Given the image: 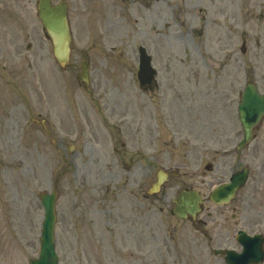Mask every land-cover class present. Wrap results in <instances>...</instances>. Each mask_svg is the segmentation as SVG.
I'll use <instances>...</instances> for the list:
<instances>
[{
	"label": "rangeland",
	"instance_id": "1",
	"mask_svg": "<svg viewBox=\"0 0 264 264\" xmlns=\"http://www.w3.org/2000/svg\"><path fill=\"white\" fill-rule=\"evenodd\" d=\"M68 1L72 56L63 67L44 35L37 0L31 10L19 7L17 0H0V264H29L38 255L44 217L39 194L52 188L59 196L56 241L61 264H218L213 249L234 245L239 226L264 232V198L249 199L248 187L226 206L206 202L209 210L200 216L206 224L195 226L169 213L182 189L208 192L249 164L258 149L264 150L261 130L239 154L235 149L242 138L240 94L257 70L264 72L256 67L264 43V0H185L190 10L186 23L172 9L182 0H156L151 9L132 0H104L112 6L107 16L97 0ZM15 16L24 17L17 30L13 22L6 26ZM165 25L170 29L162 34ZM7 31L18 39L5 37ZM26 32L40 41V54L27 49L35 41L24 39ZM140 45L146 46L159 72L160 88L147 92L137 78ZM83 59L90 61L87 88L77 81ZM172 83L179 100L207 105L201 107L204 125L179 130L178 146L160 153L172 161L145 169L147 199L139 201L133 186L143 177L142 168L113 166L97 157L101 145L106 154L112 148L102 118L111 105L127 113L132 127L121 126L122 137L138 150L141 102L174 96ZM37 116L47 120L52 135L40 129ZM95 128L100 129V142L92 133ZM209 161L215 168L205 174ZM159 169L169 176L151 195ZM105 192L114 203L100 207L96 202ZM139 212L145 213L144 235L135 226ZM209 235L214 237L210 244Z\"/></svg>",
	"mask_w": 264,
	"mask_h": 264
},
{
	"label": "flooded vegetation",
	"instance_id": "2",
	"mask_svg": "<svg viewBox=\"0 0 264 264\" xmlns=\"http://www.w3.org/2000/svg\"><path fill=\"white\" fill-rule=\"evenodd\" d=\"M260 1V0H259ZM133 3L140 2V4L145 7L146 9H151L156 7V0H152L148 2L147 0H132ZM34 0H17V5L21 8H31L33 7ZM38 4V0H37ZM97 7L99 10L107 13L111 10L112 6L108 2H104V0H97ZM145 9V10H146ZM28 12V10H27ZM24 17L23 16H15L8 24L12 23L16 26L23 23ZM205 32V27H204ZM207 32V31H206ZM5 37L14 36L18 39V35L15 32L7 31L5 32ZM24 39L30 38L35 41V46L29 41L27 43V47L31 46V49H35L37 54H40L43 51V47L39 40H37L33 34L30 32H26L22 34ZM257 65L256 67H264V43L261 45V49L257 51ZM37 61V60H36ZM32 65V63H30ZM78 67V65H77ZM255 82L259 88V90L264 93V72L259 73L258 70L256 71ZM81 85V81H79ZM154 88H160L159 85L151 84L145 85L143 87L144 92L150 91ZM171 90L174 93V96L167 98L162 96H154L149 99V101H142L141 108H140V117H139V127L138 132H140L141 137V147L140 149H132V147L126 141L122 139V134H124L123 128L121 126H131L132 123L128 122L127 113L115 112L113 109L115 105H111L106 112V119L103 117L104 120L103 125L110 131V139L113 140V153L104 154L103 151L98 150V159L109 161L110 164L113 166L124 165L125 163L129 164V167L139 166L142 168V175L143 177L140 179L139 182H136L133 187L137 188L138 190V200H142L147 197L146 193V181L144 178L145 169L147 167H160L165 164H168L172 161V157L167 155L163 156L160 153L167 151L169 147L178 146L179 141V130H192L196 127H201L203 124V113L201 112V107L203 109L207 108V105L204 102L194 100V101H183L179 100V95L175 90L174 84H171ZM192 100V99H190ZM203 104V106H201ZM39 119H42L41 116H38ZM117 131V139L121 140L120 145L115 143V133L111 132ZM256 130H261L262 134L264 135V114L261 117L259 124L256 127ZM92 133L96 135V140L99 142L100 138L98 133H100L99 128H95L92 130ZM176 148V147H174ZM192 160V159H191ZM250 160L253 162L251 168L249 169V173H251L250 180L247 181L248 188L252 191L248 193L247 197L249 199H261L264 198V150L258 149L256 153H254ZM106 164V162H105ZM210 195L204 194L203 201L201 203L204 210H209L205 208L207 201H210ZM263 200V199H261ZM114 203V197L107 195L105 192L104 194H100L99 199L97 200L96 204L100 207L103 206H112ZM204 205V206H203ZM139 206H143V203L139 202ZM216 206V205H214ZM106 216V214H104ZM208 217L212 216L211 212L207 213ZM236 217V214L233 215ZM82 218L76 220V226L79 225ZM107 220H110L107 218ZM145 213L139 212L138 216L135 219V226L139 233L144 235L145 232ZM201 221L202 223L206 224V221L198 218L194 222V224H198ZM255 226L259 225V221L255 220ZM209 234V232H208ZM128 236H136V234H131ZM210 239L213 240L214 237L209 235ZM219 238V237H218ZM219 262L218 258H215L214 262L218 264H224V259H220ZM264 264V263H262Z\"/></svg>",
	"mask_w": 264,
	"mask_h": 264
},
{
	"label": "water",
	"instance_id": "3",
	"mask_svg": "<svg viewBox=\"0 0 264 264\" xmlns=\"http://www.w3.org/2000/svg\"><path fill=\"white\" fill-rule=\"evenodd\" d=\"M39 16L45 29L48 31L54 46V55L58 62L65 65L69 62L70 55V28L68 23V5L65 0L53 5L51 0L39 1ZM156 70L151 65V57L146 50L140 48V68L138 77L141 84L151 82ZM78 77L86 82L89 81V67L86 62L82 64V71ZM264 95L258 93L257 88L252 83H247L244 92L242 93V101L239 105V116L244 129V140L249 141L252 137V129L260 119L264 111ZM210 167V166H209ZM246 173L234 174L231 183H226L218 186L212 193V197L216 202H224L233 196L236 189L244 183ZM241 179V181H240ZM163 182V176L159 175L157 183L154 184V189H158ZM226 196V199H222ZM41 201L45 207V217L43 220L42 234L40 237V254L37 258H32L30 264H59L58 256L55 250V224L57 219L56 214V199L57 193L55 190L52 193L42 192L40 195ZM177 202L173 213L179 216H185L187 213L195 214L199 209L200 195L195 190H184L176 199ZM262 237H250L244 235L242 240L247 242L244 252L240 257L255 255L256 260L263 258ZM260 239V241H259ZM218 252V251H217ZM230 256L233 254L230 253ZM236 261L240 259L236 257ZM245 262L244 264H248Z\"/></svg>",
	"mask_w": 264,
	"mask_h": 264
},
{
	"label": "bare ground",
	"instance_id": "4",
	"mask_svg": "<svg viewBox=\"0 0 264 264\" xmlns=\"http://www.w3.org/2000/svg\"><path fill=\"white\" fill-rule=\"evenodd\" d=\"M165 1H167V0H165ZM172 3H174V2H172ZM161 4V3H160ZM158 5V4H157ZM172 9L174 10V12L176 13V15H177V17L179 18V20H182L183 22H185L186 23V21H187V19H189L188 17H187V13H189L190 12V10H189V8H188V6H187V4H186V2H185V0H182V5L180 6V3H175V4H173V6H172ZM181 22V21H180ZM184 23V24H185ZM190 27V26H189ZM162 31H163V33L162 34H165L166 33V31L167 30H169L170 29V27L168 28V26L167 25H165L164 27H162ZM20 176V174L17 176V177H19ZM1 249V248H0Z\"/></svg>",
	"mask_w": 264,
	"mask_h": 264
}]
</instances>
